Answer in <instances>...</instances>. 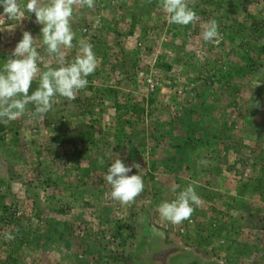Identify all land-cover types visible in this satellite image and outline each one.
<instances>
[{
    "label": "rangeland",
    "instance_id": "obj_1",
    "mask_svg": "<svg viewBox=\"0 0 264 264\" xmlns=\"http://www.w3.org/2000/svg\"><path fill=\"white\" fill-rule=\"evenodd\" d=\"M207 1L188 0L199 19L186 26L169 24L167 14L159 5L151 7L148 14L142 13L136 4L142 0H94L90 11L74 7L71 22L90 27L86 35L78 29L73 48H62L63 63L74 60L79 40L87 36L90 39L86 41L92 44L97 58L96 69L104 63L101 58L104 53L112 70L110 73L100 70L89 77L94 93L82 89L71 101L55 97L52 110L43 117L34 118L35 105L29 104L20 118L0 120V189L9 188L4 203L14 215H22L23 224L19 227L11 222L0 223V263L4 256L11 255L22 264H264V217L258 215L262 221L251 222L250 226L234 220V216L246 214L239 207L241 200L244 203L237 193L239 182L264 178V54L256 50L264 46V0ZM47 2L41 0V4ZM235 3L237 7H233ZM26 4L27 0H20L22 10ZM122 4L135 7V13L138 8L140 13L136 19L145 29L136 28L127 37L107 31L106 25L116 27L113 22L120 20ZM0 8L3 10L2 5ZM202 9L205 14L201 13ZM131 12H124L123 23L117 26L120 32L133 22ZM3 13L4 10L0 12V69L22 39L25 24L42 28L35 16L24 20L27 17L24 11L23 17L15 20L3 17ZM213 19L219 26L220 38L206 42L202 33ZM41 28L37 36H32L41 57L38 67L43 72L45 64L56 68L60 62L55 54L47 52ZM137 39L143 40L144 53L136 47ZM99 40L108 44L103 45ZM116 41L119 44L115 45ZM153 48L158 53L154 61L163 55H176L173 59L177 61L170 71L160 69L157 73L162 82L157 83L162 101L153 105L149 115L146 106L142 109L141 104L146 96L145 73L153 69L152 62L147 68V57ZM134 49H138L136 56ZM38 80L39 77L32 84L38 87ZM174 81L184 86L181 90L174 89L180 95L177 103H173L176 100L173 89L167 88ZM124 102L138 103L144 122L126 123L125 129L144 134L145 147L133 149L124 140L115 138V106ZM179 120L183 125L176 132L179 135L185 134L188 126L194 129L190 133L195 144L192 156L199 166L211 169L205 177L193 174L195 164L183 163L173 172L167 166L168 159L161 160L166 158L167 150L174 154L177 150L163 143L155 147L149 135L150 130L164 134L165 127L173 121L180 126ZM89 126L94 131L93 142L82 140L77 133ZM221 127L233 138L218 141L215 146L218 152L213 156L212 146L200 141L204 134L201 133ZM118 145H128L124 147V157L120 155L122 146ZM128 155L137 156L138 160L127 159ZM98 158H103L105 163L101 165ZM117 158L126 166L139 164L128 175L139 174L144 182L143 193L128 205L111 198V185L104 178ZM150 160H157L154 180L146 175ZM216 166L221 169L220 174L213 169ZM84 180L86 185L82 184ZM188 182L222 194L220 208L226 214L212 213V203L198 195L201 204L193 206L195 210L189 220L180 225L162 220L159 205L175 199ZM235 199L240 203L233 202ZM34 205L40 209L39 215L46 216L49 205L64 210L56 213L55 220L69 225L68 231L62 232L66 245L61 232L41 236L42 241L36 242L40 237L38 231L42 230L36 226L43 223L35 221L30 225ZM117 223L132 227L119 235L114 233ZM80 224L84 229L78 230ZM52 231L55 232L54 228ZM6 232L14 239L6 240ZM98 245L103 252L122 259L116 261L97 253L93 247Z\"/></svg>",
    "mask_w": 264,
    "mask_h": 264
},
{
    "label": "clouds",
    "instance_id": "obj_2",
    "mask_svg": "<svg viewBox=\"0 0 264 264\" xmlns=\"http://www.w3.org/2000/svg\"><path fill=\"white\" fill-rule=\"evenodd\" d=\"M160 4L167 14L169 24L186 26L199 19L193 8L189 7L188 0H160ZM0 5L3 6V17L6 16L9 20L23 17L20 0H0ZM75 6L93 8L94 0H48L46 4H41V0H27L24 11L35 14L36 23L42 25L43 44L46 45L49 55L55 54L60 66L53 68L50 64H45L46 70L41 72L38 67L41 57L34 46V37L29 31H24L12 55L0 69V120L20 118L26 113L29 104L35 105L32 113L34 118L43 117L52 110L55 97L75 100L77 93L87 87V77L98 66L92 44L84 39L79 40V50L74 60L66 65L63 63L65 53L62 48L74 47L76 34L72 30L71 20ZM218 27L216 20H210L202 33L203 40L217 41L220 38ZM149 57L150 55L147 61ZM148 63L149 69L150 62ZM37 77L38 87L29 94L32 82ZM98 160L101 165L105 163L103 158ZM133 167L138 169L140 165L134 163L126 166L117 158L108 167L104 177L111 185V198L123 205L134 202L144 190L141 175H128ZM194 184L195 182L179 191L175 199L159 205L158 212L162 220L172 225H180L191 218L195 210L193 206L199 207L201 204ZM4 238L11 241L14 236L6 232ZM5 258L6 256L3 259Z\"/></svg>",
    "mask_w": 264,
    "mask_h": 264
},
{
    "label": "trees",
    "instance_id": "obj_3",
    "mask_svg": "<svg viewBox=\"0 0 264 264\" xmlns=\"http://www.w3.org/2000/svg\"><path fill=\"white\" fill-rule=\"evenodd\" d=\"M207 2L210 3V2H212V0H208ZM136 4H138V6H139L138 8H142L141 10L143 11L142 13H144V14H148L149 9L155 5L161 6L160 0H142V3L137 2ZM228 4L231 6V3L230 2L228 3V1H227V5ZM20 7L22 10V6H20ZM233 7H237L236 3ZM84 8H85L84 10L90 9L86 6ZM138 8H137V13H140L138 11ZM135 9H136L135 7L133 8L132 6H126L125 4H122V11H121L120 20H118L117 22H115V21L113 22V23H115L116 27H113L111 25H106V26H108L106 28L107 31H111V33L113 32L116 35L124 34V36L127 37L128 35L133 34L134 30L136 28L141 29V30L145 29L146 26L140 24L139 21H137V19H136L137 13H135L136 12ZM195 10H197V8H195ZM22 11H24V9ZM125 11H132L131 17L133 18V22H131L130 24L127 25L128 28L125 31L120 32V30H118L117 26L120 23H123L122 21H123V18L125 17V15H124ZM0 12H3V10H1V8H0ZM24 13L27 16L26 18H24V20L29 19L31 15L35 16L34 13H29L26 10L24 11ZM201 13L205 14V10L202 9ZM34 18H36V17H34ZM71 25H72V30L76 34L74 40L77 38L78 29L81 31L80 33H82V35H86L87 32L83 31V29L88 31L89 27H90L89 24H84L83 26L79 27V26H77V24L75 25L74 22H71ZM99 26H97V27H99ZM77 27H79V28H77ZM24 28L26 29V31H30L31 34H35L37 36L38 31L41 27L35 28L33 25H30V23H28V24H25ZM114 37H112V40H115ZM116 38H117V36H116ZM89 39L90 38L87 36L84 38V40H89ZM99 41H100L99 43H101L103 45L108 44V43L106 44L102 40H99ZM116 44H119V42L116 41L115 45ZM98 46H100V44ZM256 50L258 51V53L264 54V46L263 45L260 46L259 48H256ZM137 53H138V49H134L135 56L137 55ZM161 55L162 54H160V56ZM173 57H177V56L176 55H173V56L163 55V56H161V58H158V60L154 63L153 70L152 71L149 70L147 73H145L146 76H145L144 84H146V96L142 100L143 102L141 104V108L143 109V107L146 106V112L149 115L152 114L153 105L156 106V102L159 103L162 101V99L159 97L160 88L157 86L158 82L159 83H162V82H160V80L157 76L158 75L157 73L160 71V69H163L165 71L167 70V72L170 71L174 65L173 63H175L177 61V60H175V58L173 59ZM101 58H102V62H104V63L100 64L101 68L99 67L100 68L99 70L96 69L94 73H99L100 70H105V72L110 73V70H112L110 67L111 64L107 63L109 61L106 60L107 59L106 55L104 53H102ZM136 59H137V57H136ZM134 63H135V61H134ZM134 63H133V65H134ZM91 75H89L87 77L88 81H89V79H90L89 77ZM223 76H226V74H224ZM148 77L152 78L153 81L156 83V85L153 89L150 87V83L148 84L146 82V79ZM189 81L190 80H188L185 87L188 86ZM91 85L92 84L89 82L87 87L85 88V89H88V93H94V91H95V89L93 87H91ZM164 87H165V85H164ZM169 87H170V89H173L172 90V93L174 94L173 97H176V100H173V103L174 102L177 103L178 102L177 98L180 95L174 89L179 88L181 90V89H183L184 86L179 85V83L177 81H174L173 84H169L167 86V88H169ZM36 88H37V86L35 84L34 85L32 84L31 88L29 89V92L34 91ZM147 96L149 97L148 99H147ZM144 103H146V104H144ZM137 104L138 103H135L134 105H130L128 102H124L122 104L118 103L115 106L116 107L115 111H117L116 112V114H117V127H116L115 138L118 140H120V139L124 140V143H128V144L132 145L133 149L137 148V147H145L146 142H147L146 136L144 134H141L140 131H133V130L127 131L125 129L126 123L130 125L132 123V121H136L138 123L144 122V120L142 118L143 114H140L138 112L140 109H139ZM182 117L183 116H181V115L179 116L180 119H182ZM172 120H174V118ZM179 122H180V120H179ZM181 123H182V121L180 122V126H179L178 124L174 123V121L170 122L169 125L167 124L168 126L165 127L164 134H157V132L155 130H150L149 135H150L151 139L155 142V147H158L160 143H163L166 147L177 150V152L174 151L176 154H174L173 152H169L167 150L166 151V154H167L166 158L161 160V161H166L168 159L167 162H169V164H167V166L169 168H171L173 170V172L175 170H177L179 167H181L180 165H182L183 163L185 165H189V166L195 164L196 169H195V172L193 174L196 176H198V174H199L200 176L205 177L207 174L211 173L210 172L211 169L209 167L202 166L201 164H200L201 166H199L197 164V162L195 161V159L193 158L194 156H192L193 149H195V144L193 142H191L192 138L190 136V133L192 131H194V129H191V127L188 126L187 132L185 134L179 135L178 131L180 130V128L182 129L181 126H183ZM160 124L164 125L165 122H160ZM87 128L88 129H86V130H83L82 128L79 129L77 132L78 136L82 140H88L90 142H93L94 141L93 128L91 126H89ZM206 128L207 127H204V129H206ZM226 131H227V129H225L224 127H221L218 130L212 129V130H210V132L208 130H206L205 132L201 133V134H203V133L204 134H203V137L201 138L200 141L203 142V145H205V146H212L211 154L213 155V153L218 152V148L215 147L218 141H219V143H222V141L224 139L233 138V135H231L230 133H227ZM142 132H145V131H142ZM176 132H178V133H176ZM132 142H135V145H133ZM118 146H122L121 148H119L120 149V155L124 157V155L126 153V150H124V147H127L128 145H118ZM224 148L227 149V146L225 145ZM115 149H116V147H115ZM127 159H132V160L136 161V160H138V157L137 156L130 157L128 155ZM147 162H148L147 163L148 170L146 172V175H147L148 179L154 180L153 171L155 169V164L157 163V160H150ZM188 169L189 168H187L186 170H188ZM213 169L219 171L218 174H220L221 169L218 166H216V168H213ZM83 175L85 178H86V176H88L87 170L83 173ZM206 182L208 183V180ZM82 184L86 185L87 180H84L82 182ZM189 184H191V183L190 182L186 183L185 188ZM44 185H47V184H44ZM42 187H44V186H42ZM194 187H195V190H196L198 195L203 196L205 198V200L212 203V205L210 206V210L212 213H218V214H222V215L226 214L220 208V205L222 202V199H221L222 194L211 193L210 190H207L205 187L200 188V186H198V185H194ZM237 189H238L237 193L239 194L240 198L244 199V203L241 200L242 203L239 205V207L241 209H243V211H245L246 214L240 215L237 217L234 216V220L237 223H242V221H243L242 225H245V226H250L251 222L258 223V221L260 220L259 216L262 218L264 217V178L262 179V177L260 176V177L254 178V179H249V181H246V180L240 181ZM6 191H9V188H5L3 191H1V189H0V205H1L0 206V223H2V222L3 223H7V222L10 223L11 222V223H14V225H16V226L21 227V226H23L22 215H19V214L14 215L13 212H11L7 208V205H5V203H4ZM256 196L258 197V199H255L253 201L254 197H256ZM251 198H253V199H251ZM255 201H257V202H255ZM233 202L238 204L239 201H237L235 199V201H233ZM70 206L71 205H68L67 207H70ZM77 209H78V206H77ZM33 210H34L33 217H32V219L29 220L30 225H32V222H35V221L43 223V224H39L40 226H38V225L36 226V227H39V229L42 228V230L38 231L40 237L36 242L40 243V241H42L43 238H41V236H45V235L52 236L53 234L57 235L58 232H61L60 237L61 238L63 237V241L66 245L67 239L64 238V234L62 232H63V230H64V232L66 230L68 231L69 225L67 222H65L63 220L61 222L60 221L58 222L55 220L57 218L56 213H63L64 210L61 207L56 209V208L50 207V205H49L48 211H46V213H47L46 216L45 215H39L40 209L35 205L33 206ZM196 211H197V213H199L201 216L204 217V214L202 215L198 210H196ZM239 220L241 222H239ZM106 221H109V220H106ZM260 221H262V220H260ZM52 222H55V223H52ZM117 222H120V221H117ZM35 223H37V222H35ZM50 224H51V226L49 227ZM81 225L82 224L77 225L78 230L84 229V226L83 225L81 226ZM131 227L132 226L130 224L117 223L115 226V229H114V233L121 235L123 230L131 229ZM52 228H54L55 232L52 231ZM50 229H51V231H50ZM211 229H214V227H211ZM19 241L21 242L22 239L20 238ZM93 249H96L97 251L96 250H94V251H96L97 253L102 254L106 257H109V259H113L116 261H117V259H120V258L122 259L121 256L120 257H118L117 255L112 256V255H109L107 252H103L102 250H100L99 245L96 247H93ZM93 249H90L89 253H92L90 251H93ZM0 264H22V262H20L14 256L8 255L7 258L1 260Z\"/></svg>",
    "mask_w": 264,
    "mask_h": 264
},
{
    "label": "built area",
    "instance_id": "obj_4",
    "mask_svg": "<svg viewBox=\"0 0 264 264\" xmlns=\"http://www.w3.org/2000/svg\"><path fill=\"white\" fill-rule=\"evenodd\" d=\"M136 47L138 48V49H140V50H142V52L144 53L145 52V46H144V42H143V40H141V39H137V41H136ZM154 50H156V49H154L153 48V50H152V52H151V54H149L150 55V57H149V61L148 62H152V64L153 63H155L156 61H154L155 59H157V57H158V53H156ZM142 55V54H141ZM143 56V55H142ZM141 57V56H140ZM154 59V60H153ZM152 64L150 65V66H152ZM154 65V64H153ZM153 69H151V71H152ZM144 80H145V78H144ZM146 82L149 84L150 83V87L153 89L154 87H155V85H156V83L153 81V79L152 78H150V77H148L147 79H146Z\"/></svg>",
    "mask_w": 264,
    "mask_h": 264
}]
</instances>
